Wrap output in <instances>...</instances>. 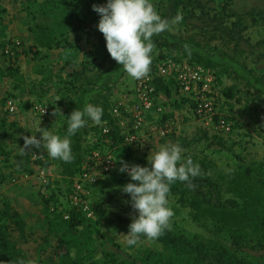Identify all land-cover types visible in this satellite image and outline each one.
<instances>
[{
    "label": "rangeland",
    "instance_id": "1",
    "mask_svg": "<svg viewBox=\"0 0 264 264\" xmlns=\"http://www.w3.org/2000/svg\"><path fill=\"white\" fill-rule=\"evenodd\" d=\"M106 2L0 0V76L7 83L0 98V122H5L0 127V224L4 221L1 213L7 208V197L22 212L28 229L33 232L32 242L26 243L19 231H12L9 238L8 233L1 229L3 238L0 244L14 238L17 245L30 255L33 264H52L53 260H60L61 264H151L158 258L166 264H263L264 96L248 90L231 73L222 74L219 86V110L234 122L230 134H223L200 121L186 97L177 93L175 88L168 98L155 100L156 108L146 117L145 125L132 143L124 139L114 149H108V142L99 140L102 137L91 127L90 120L83 128L86 147L99 143L87 154L90 156L92 151L111 153L117 163L120 158L147 166L151 150L155 151L165 143L179 144L185 157L194 154L198 159H208L207 167L219 184L216 189L202 185L192 191L191 194L204 200L201 219L193 217L197 210L183 203L178 193L170 192L169 206L174 212L170 230L166 229L154 241L142 236L140 243L128 246L126 233L135 212L127 203L128 195L120 190L124 184L108 181L109 174H99L96 183L86 186L91 204L99 205L100 213L96 211V219L76 229H66L61 225L63 222L52 214L55 227L64 241L58 246V236L45 239L48 224L43 213L45 198L55 192L59 206H68L67 188L71 184L73 186L80 172L69 182L61 178L57 164H53L50 167L51 185L47 186L48 183H43L38 173L39 166H36L40 159L32 158V154L37 152L43 154L42 160H45L47 153L34 147L24 150V137L36 134L39 138L37 121H41L42 127L52 122L49 130L59 134L57 129L65 106L58 104L56 98L66 88L67 74L74 68L81 69L85 62L87 66L91 65L84 77L92 78L100 62L103 61L101 66L107 67L114 60L97 28L100 16L93 10L94 4ZM151 2L159 14L167 4V0ZM178 14L182 16V22L173 27L172 33L194 38L208 50L226 52L264 79V0H183ZM61 16L65 17L64 23ZM37 21L49 24L52 30L57 31L54 32L55 43L58 39L69 40L71 45L68 47L72 48L48 50L45 47L41 48L38 56L34 55L37 34L29 27L33 28ZM16 41L21 43L17 64L24 78L20 81L18 75L16 79L8 75L9 61L2 45ZM23 46L26 54L22 51ZM158 56L188 59L181 51L157 46L152 52V70L160 61ZM72 58V65L65 67L66 61ZM84 77L80 78L79 84ZM15 84L21 87L15 88ZM135 84L136 80L128 75L120 81L112 93L115 105L121 101L132 104ZM227 88L232 89L231 97L223 93ZM35 90L45 92V96H37L26 108L25 102L32 99L23 95H30L32 91L36 94ZM11 94L18 103L19 110L15 114L6 108L5 99ZM36 102H44L48 106L49 113L45 119L34 112L33 104ZM52 103L56 108L51 106ZM55 111L59 118L53 115ZM131 129L132 122L127 119V125L122 129L127 131L125 136ZM162 129L166 130L164 135L161 134ZM245 170L249 171V176L238 178L236 185L228 186L218 180L219 174L230 171L238 174ZM246 179L248 182L243 184ZM249 185L253 186L252 190H249ZM8 252L0 246V264L4 263L3 260H10V257H5Z\"/></svg>",
    "mask_w": 264,
    "mask_h": 264
},
{
    "label": "trees",
    "instance_id": "2",
    "mask_svg": "<svg viewBox=\"0 0 264 264\" xmlns=\"http://www.w3.org/2000/svg\"><path fill=\"white\" fill-rule=\"evenodd\" d=\"M183 0H167V4L165 5L164 10L159 14L162 18L171 19L175 17L182 5ZM61 21L63 23L65 22V17L61 16ZM33 28L32 26L29 27L30 31L32 30L37 34V45L35 48L37 49L36 52H34V55L38 56L40 53L41 48H47L48 50H51L53 48L62 47V48H72V46L68 47V45H71L69 40H63L58 39L57 42H54L55 33L57 32L55 29L52 30L51 27H49V24L40 23L37 21ZM59 28V27H58ZM59 32L63 33L59 29ZM53 34V35H52ZM64 37V36H63ZM153 42V49L157 46H161L167 50H178L182 53L186 54L188 56V60L197 64L204 65L205 67L211 69L217 80V86H220L221 83V77L222 74L225 73H231L234 74L237 78H239L243 83L244 86L250 90L255 91L258 94L264 96V79L261 76H258L255 74L253 70L248 68L243 62L239 61L235 57L231 56L230 54L226 52H216L211 51L204 46L200 42H198L194 38H185L178 36L171 31H165L162 32L159 36L154 35L152 37ZM12 43V42H8ZM2 44L5 48V46L8 44ZM185 45H188V48L190 50V55L188 51L185 50ZM19 47V46H18ZM18 47L14 48V55L6 57L9 61V66H7V72L8 75L13 79L17 75L21 78L20 80H23L24 75L21 73V68L17 64L20 50ZM23 52L26 54L27 50H24V46L22 48ZM21 51V52H22ZM72 52V51H71ZM70 53V52H69ZM69 55H72L71 53ZM168 56H158V59H167ZM173 58V57H172ZM175 59L176 58L174 57ZM74 62V58L71 60H67L65 63L66 66H71ZM101 65H103V61L100 62ZM91 64L87 66L85 62L82 63V68H74L73 72L70 74H67V84L64 86L66 87L62 94H59V96L56 98V101L60 105L65 106V110L63 112V119L61 124L58 126V132L61 136H63L66 133V120L67 116H70L71 112L75 110L76 108L82 109L84 104L86 102L99 105L103 109V116H102V122L106 121L110 126V134L109 138L110 141L107 143L108 149H114V147L120 143H122L125 139V130H122L120 125L118 124L117 119H115L111 114V109L115 105V101L112 99V93L114 88L120 83V81L127 76V73L122 68L121 64H118L115 60L110 62V64L106 67L99 66L96 70H94V76L91 78L84 77L86 75V72L90 69ZM84 77V80L81 84H79L78 81H80V78ZM63 78V77H62ZM16 79V78H15ZM18 82V81H17ZM157 94L163 93L165 96L169 97L171 96L172 90L175 88L177 93H181L179 87L177 86L174 79H163V78H157L155 81ZM15 88H20L18 84H15ZM36 91V90H35ZM225 92L226 95L230 96L233 95L232 89L227 88L226 90L223 89V93ZM71 94H73V97H71ZM10 97H14V94L9 95ZM36 96L39 98H42L45 96V92L43 91H36ZM75 97V98H74ZM185 98V97H184ZM186 101L190 103L193 109V104L191 103L190 99L185 98ZM7 98L5 99V101ZM44 103V102H42ZM31 105V102L28 100L25 102V107L29 108ZM50 105V104H49ZM51 106H56L55 103H52ZM56 108V107H55ZM52 111V110H51ZM53 112V111H52ZM228 117V116H227ZM5 122H0L1 125H4ZM53 123L47 122L45 125L47 127H50ZM91 127L94 129L95 132H100L101 128L100 126H97L93 124L91 121ZM84 128V127H83ZM81 128L74 136H72L71 139V147L74 155V160L71 163H66L61 160L52 159L46 154L45 160H38L37 165L41 168H50L51 165L57 164L59 168V174L62 179H68L67 181L72 182L74 177L80 172L83 160L85 155L89 152V150H94L96 148V145L99 144L96 142V144H91L90 147H86L84 144V130ZM1 129V128H0ZM131 129L129 132H132ZM99 140H102L99 138ZM185 143V141H182V144ZM194 162L199 163L201 166V175L193 178L191 183L193 184V187H189L187 182H175L171 185V191L172 193H178L180 196V200L191 207L193 210H197L196 213H193V217L195 219H201L202 218V211H203V198H200L196 195L191 194L193 190L199 188L202 185H208L209 187L216 189L217 185L219 184V181L214 179V175L210 173L208 167H207V161L208 159H198L194 154L189 155ZM188 157V156H187ZM120 163H118V167L113 170L111 173H109L107 179L108 181L116 184H126L129 182L130 178L127 176L126 173H121L119 171ZM248 173L247 175H245ZM241 175V176H240ZM239 176V177H238ZM249 176V171L245 170L236 174L234 171H230L226 174H219L218 180H220L223 184L232 186L236 185L238 183V178H246ZM1 177V175H0ZM248 180L246 179L243 181V184L247 183ZM51 183H48L47 186H50ZM249 190L253 189L252 185H249ZM234 188V187H233ZM72 190V184L67 188L66 194L69 195ZM55 192L51 193V196L49 198H45V208L43 209V213H45V217L48 220L47 229L45 233V239L49 240L50 237L58 236V246L63 243V238L58 233V229L55 227L53 216L56 220H60L63 223L61 224L62 227L66 229H76L77 227L81 225H85V220L82 217V213L80 211H77L74 208H69L68 206L65 207V210L67 209L68 212L71 213L70 219H65L63 210L60 209L59 202L55 198ZM7 202V208L1 213V218H4V221L2 224H0V230L3 229L5 232L8 233V236L12 235L11 232L14 230H17L21 233V237H23L26 243L32 242V233L28 229V224L26 219L23 217L22 212L16 208L12 202L11 199L5 198ZM257 201V200H256ZM53 202V203H52ZM254 204V200L251 201ZM54 205H52V204ZM225 205V204H224ZM55 206L53 209L52 207ZM95 212L100 213V210L98 209V204H92ZM261 223H264V213L261 214ZM61 227V226H60ZM231 231L234 230V228H230ZM3 238V236H0V239ZM12 243V244H11ZM18 243L14 240L5 241L3 240L0 244L1 247L7 249L9 252L5 255V257H10V260H3V264H16V261L18 259H24L26 261V264H33L32 258L30 255L25 251L23 248L19 247L17 245ZM52 263V262H51ZM52 264H61L60 260L56 262L53 260ZM63 264V263H62ZM151 264H166V262L162 258L155 259L153 263ZM264 264V263H263Z\"/></svg>",
    "mask_w": 264,
    "mask_h": 264
},
{
    "label": "clouds",
    "instance_id": "3",
    "mask_svg": "<svg viewBox=\"0 0 264 264\" xmlns=\"http://www.w3.org/2000/svg\"><path fill=\"white\" fill-rule=\"evenodd\" d=\"M93 10L100 16L97 28L105 38L110 56L133 80H140L150 72L152 37L171 31L182 22L180 14L171 19L162 18L151 0H107L103 5L94 4ZM185 50L191 54L188 45H185ZM53 115L58 117L56 111ZM102 116V107L86 102L82 109L76 108L67 116L63 136L42 127L41 121H37L36 133L41 135L39 138L36 134L25 136L22 148L42 149L52 159L71 163L74 155L70 138L89 120L97 126L102 125ZM183 153L184 149L179 144L165 143L155 151L151 150L147 166L119 158V171L130 178L128 183L120 186V190L128 195L127 203L135 212L126 233L128 246L140 243L142 236L154 241L166 229L170 230V220L174 216L168 199L171 185L177 181L187 182L191 188L192 179L201 175L200 164ZM16 264H26V261L18 259Z\"/></svg>",
    "mask_w": 264,
    "mask_h": 264
},
{
    "label": "built area",
    "instance_id": "4",
    "mask_svg": "<svg viewBox=\"0 0 264 264\" xmlns=\"http://www.w3.org/2000/svg\"><path fill=\"white\" fill-rule=\"evenodd\" d=\"M20 44L19 41L7 44L4 53L8 56L14 55V48ZM152 68L146 77L136 80L133 88L132 104L121 101L111 109L112 116L118 120V124L122 129L126 127L127 119L132 122L133 131L128 132L125 136L127 142L132 143L137 139V133L145 125L146 117L156 108L155 100L165 96L163 93L157 94L155 85L157 78L174 79L181 94L190 99L193 104V111L197 118L206 126H212L223 134H230L233 131V120L219 110L220 92L216 76L211 69L188 59L175 60L172 58L160 60L156 63L154 70ZM6 108L11 114L17 113L19 110L17 100L13 97L7 98ZM33 110L43 119L49 113L48 106L42 102L34 103ZM100 128L99 135L102 137L101 139L109 142L111 130L109 124L103 121ZM165 133L166 130L162 129L161 134L164 135ZM32 158L36 160L43 159L44 155L34 152ZM117 167L118 163L111 153L101 154L92 151L90 156L87 154L82 163L81 171L75 178L67 201L69 208H74L82 213L85 222H92L96 219V212L88 197L87 184L96 183L99 174H109ZM38 173L42 176L43 183L50 182V173L46 168L39 167ZM65 207H60V209L63 210L64 218L70 219L71 213L67 209L65 210Z\"/></svg>",
    "mask_w": 264,
    "mask_h": 264
},
{
    "label": "crops",
    "instance_id": "5",
    "mask_svg": "<svg viewBox=\"0 0 264 264\" xmlns=\"http://www.w3.org/2000/svg\"><path fill=\"white\" fill-rule=\"evenodd\" d=\"M27 64V63H26ZM35 77H36V75H35ZM6 82H5V78H3V77H1L0 76V98L2 97V95L4 94V91L6 90ZM30 97L32 100H30V102L32 103L33 102V99H36L37 98V96H36V94L32 91V93H30V95H28V94H24L23 95V97ZM22 97V96H21ZM22 97V98H23ZM164 97H167V96H164ZM168 98V97H167ZM28 101V100H27ZM0 109H1V102H0ZM1 112V111H0ZM178 113H180V111H177ZM47 171H48V173H50L51 174V169L50 168H47ZM60 175V174H59Z\"/></svg>",
    "mask_w": 264,
    "mask_h": 264
}]
</instances>
